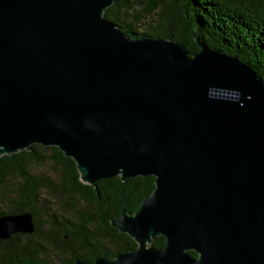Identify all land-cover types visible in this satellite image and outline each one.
Returning a JSON list of instances; mask_svg holds the SVG:
<instances>
[{"label":"water","instance_id":"water-1","mask_svg":"<svg viewBox=\"0 0 264 264\" xmlns=\"http://www.w3.org/2000/svg\"><path fill=\"white\" fill-rule=\"evenodd\" d=\"M114 1L0 0V156L54 146L92 186L155 178L110 220L136 248L73 264H264V81L198 38L128 37ZM34 229L0 216L1 240Z\"/></svg>","mask_w":264,"mask_h":264},{"label":"trees","instance_id":"trees-1","mask_svg":"<svg viewBox=\"0 0 264 264\" xmlns=\"http://www.w3.org/2000/svg\"><path fill=\"white\" fill-rule=\"evenodd\" d=\"M103 17L130 38L176 40L190 54L199 50L198 38L264 81V0H115ZM154 179L117 176L92 186L80 180L74 161L54 146L32 144L29 150L0 156V216L28 212L35 226L30 234L0 239V264H58L49 254H69L63 264L93 263L96 257L112 259L136 248L110 220L123 211L133 214L154 189ZM164 243L157 236L151 245Z\"/></svg>","mask_w":264,"mask_h":264},{"label":"rangeland","instance_id":"rangeland-1","mask_svg":"<svg viewBox=\"0 0 264 264\" xmlns=\"http://www.w3.org/2000/svg\"><path fill=\"white\" fill-rule=\"evenodd\" d=\"M43 170H44V172L46 174H51L48 167L47 168L45 167ZM37 171H39V170L37 169ZM39 206H41V204H39ZM49 208L51 209V207H49ZM55 211H56V209H55ZM41 218L44 219L43 216H41ZM49 257L52 259V262L53 263L63 264V262L61 261V259H64V260L67 259L69 257V254H67L66 256H65V254L63 256H59V255H57V256H55V255L54 256H51V254H49ZM55 257H58V258H55Z\"/></svg>","mask_w":264,"mask_h":264}]
</instances>
